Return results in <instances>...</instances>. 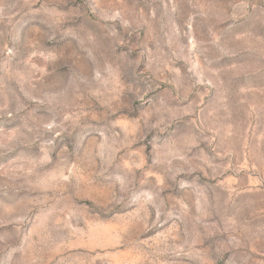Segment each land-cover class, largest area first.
<instances>
[{
  "label": "rangeland",
  "instance_id": "obj_1",
  "mask_svg": "<svg viewBox=\"0 0 264 264\" xmlns=\"http://www.w3.org/2000/svg\"><path fill=\"white\" fill-rule=\"evenodd\" d=\"M0 264H264V0H0Z\"/></svg>",
  "mask_w": 264,
  "mask_h": 264
}]
</instances>
